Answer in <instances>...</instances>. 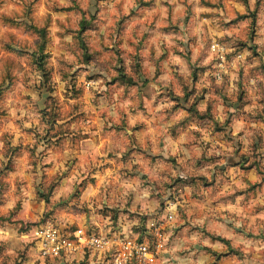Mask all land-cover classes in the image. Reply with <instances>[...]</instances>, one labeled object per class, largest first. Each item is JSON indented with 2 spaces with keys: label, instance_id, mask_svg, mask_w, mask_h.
I'll use <instances>...</instances> for the list:
<instances>
[{
  "label": "clouds",
  "instance_id": "1",
  "mask_svg": "<svg viewBox=\"0 0 264 264\" xmlns=\"http://www.w3.org/2000/svg\"><path fill=\"white\" fill-rule=\"evenodd\" d=\"M0 264H264V0H0Z\"/></svg>",
  "mask_w": 264,
  "mask_h": 264
}]
</instances>
